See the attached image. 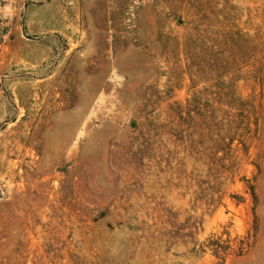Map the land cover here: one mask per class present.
<instances>
[{
  "label": "rangeland",
  "instance_id": "1",
  "mask_svg": "<svg viewBox=\"0 0 264 264\" xmlns=\"http://www.w3.org/2000/svg\"><path fill=\"white\" fill-rule=\"evenodd\" d=\"M64 263L264 264V0H0V264Z\"/></svg>",
  "mask_w": 264,
  "mask_h": 264
},
{
  "label": "bare ground",
  "instance_id": "2",
  "mask_svg": "<svg viewBox=\"0 0 264 264\" xmlns=\"http://www.w3.org/2000/svg\"><path fill=\"white\" fill-rule=\"evenodd\" d=\"M112 1H113V0H112ZM110 2H111V1H110ZM114 2H115V1H114ZM116 4H117V3H116ZM116 6H117V5H116ZM116 6H115V7H116ZM113 9H114V8H113ZM116 10H117V9H116ZM113 12H114V11H113ZM113 33H114V32L112 31L111 34H113ZM115 69H116V68H115ZM113 77H114V76H113ZM114 79H115V78H114ZM113 83H114V82H113ZM114 86H115V85H114ZM113 89H114V88H113ZM111 95H113V94H111ZM111 106H112V105H111ZM85 124H86V123H85ZM69 148H70V147H69ZM41 224H42V223H41ZM69 226H70V225H69ZM17 229H19V228L17 227ZM43 233H44V232H43ZM43 233H42V234H43ZM45 234H46V233H45ZM44 237H45V236H44ZM64 264H65V263H64Z\"/></svg>",
  "mask_w": 264,
  "mask_h": 264
}]
</instances>
